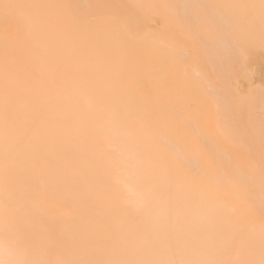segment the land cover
<instances>
[{
  "label": "bare ground",
  "instance_id": "6f19581e",
  "mask_svg": "<svg viewBox=\"0 0 264 264\" xmlns=\"http://www.w3.org/2000/svg\"><path fill=\"white\" fill-rule=\"evenodd\" d=\"M258 53L264 0H0V264H264Z\"/></svg>",
  "mask_w": 264,
  "mask_h": 264
},
{
  "label": "rangeland",
  "instance_id": "374dc122",
  "mask_svg": "<svg viewBox=\"0 0 264 264\" xmlns=\"http://www.w3.org/2000/svg\"><path fill=\"white\" fill-rule=\"evenodd\" d=\"M248 60V66L253 67V76L251 84L255 85L258 88H264V54L258 53L256 55H252L247 57ZM231 82V81H230ZM247 87V84H244V88ZM244 88L242 91H244ZM212 112L211 108L207 107V110L204 113L203 117V128L206 132H211V126H212ZM193 143H196L198 141L197 137L193 138Z\"/></svg>",
  "mask_w": 264,
  "mask_h": 264
}]
</instances>
